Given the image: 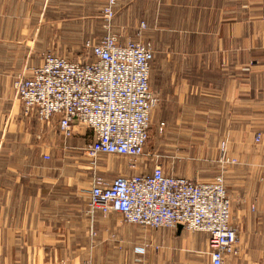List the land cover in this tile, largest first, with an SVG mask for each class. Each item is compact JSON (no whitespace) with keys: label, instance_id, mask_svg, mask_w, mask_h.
<instances>
[{"label":"crops","instance_id":"obj_1","mask_svg":"<svg viewBox=\"0 0 264 264\" xmlns=\"http://www.w3.org/2000/svg\"><path fill=\"white\" fill-rule=\"evenodd\" d=\"M107 2L0 0V264H211L204 232L124 223L116 211L89 213L90 171L76 164L74 147L85 131L93 139L91 132L73 123L62 135L57 117L38 122L17 100V81L45 53L69 60L70 37L76 47L91 32L93 42L107 33L90 24ZM116 3L110 32L144 23L142 39L154 50L149 84L159 97L152 120L161 142L147 144L153 159L133 168L127 158L108 164L100 156L95 174L109 182L150 173L152 161H161L165 173L201 181L222 158L235 160L225 176L239 252L226 264H264V0ZM176 137L183 149L196 140L198 154H174ZM174 159L199 166L174 171Z\"/></svg>","mask_w":264,"mask_h":264},{"label":"built area","instance_id":"obj_2","mask_svg":"<svg viewBox=\"0 0 264 264\" xmlns=\"http://www.w3.org/2000/svg\"><path fill=\"white\" fill-rule=\"evenodd\" d=\"M115 4L108 0L101 8L107 33L96 42L84 43L93 57L90 61H71L47 52L40 66L20 76L16 94L25 116L38 122L57 117L62 135L71 134L73 123L89 130L93 139L83 148V158L91 165L106 155L127 158L135 167L159 103L149 84L154 50L149 41L122 42L110 32ZM43 157H49L47 147ZM88 194L89 213L116 211L124 223L154 229L181 226L206 233L211 264H226L227 257L238 255L237 231L230 223L231 199L221 175L195 181L167 174L156 164L150 173L118 175L109 182L95 177Z\"/></svg>","mask_w":264,"mask_h":264},{"label":"rangeland","instance_id":"obj_3","mask_svg":"<svg viewBox=\"0 0 264 264\" xmlns=\"http://www.w3.org/2000/svg\"><path fill=\"white\" fill-rule=\"evenodd\" d=\"M116 5H117V3L115 4V8H116ZM101 8L99 9L96 17H94V18H92L90 20L91 21V23H90L91 24V27H93L94 30H96L97 28H101L102 29V26H103V19H102V15H101ZM114 18H115V16H114ZM128 23L127 24L126 23L122 24L121 30L119 32H115L114 33L115 35H117L119 37V39L122 42L124 40H128V39H137V38H141V39L143 38L144 39L145 38V32H144L145 29H141L140 28V23L141 22L138 23L137 27H134V26L132 27ZM95 35H96L95 32H91L90 34H87L86 36L83 37L82 41H81V39L79 40V41H81V44H76V47H73L72 46L74 44H71L70 45V43H75L76 42L75 37L74 38L70 37L69 38V58H70L69 60H71V61H77V60L90 61L91 59H89V56L87 54V51L84 48V43H85L86 40H88V39L91 40L92 38L96 37ZM48 52H52V53H54L57 56H62L63 55V54L62 55L57 54V53H55V51H52V50L51 51H48ZM154 122H155V120H152L151 128H150V136H149V139H148V141H147V143L145 145V147H146L147 144L150 143L149 144L150 149H151L152 144H154V143L156 144V142H158V143L161 142L160 141V137L154 136L155 135L154 132H153V128L155 127ZM160 123H162V122H160ZM160 123L158 124V127H159ZM162 130H163V127H162ZM162 130L159 131V129H158V132L161 133ZM83 139H84V141L81 142V145H79L77 147H74V153H76V155H77V156L75 155L76 156V160L78 161L76 164H78V163L84 164V165H86V167H88L87 169L90 171V177L91 178H90V181L88 183V186L86 187V188H89L93 184V181H94V178L95 177H101L104 180H109L108 179V176H106V175L98 174L97 172L95 174V171L97 169L96 168L97 163L103 162V160H100L101 158L105 159V161H107L108 164H111L112 161H114L116 159H121L122 157L102 155L101 158L99 157L100 159H97L96 165L93 166V165H91V163L88 160H86V159L83 158V155H84L83 148L86 145H88L91 142V140H92L91 136L89 135V133L87 131H85V134H84ZM195 141L196 140H194V139H188V141H186L187 142L186 143L187 146H186L185 149H183V148H180L181 147L180 145L182 143H184L185 141H182L181 139H178L176 137L175 139L171 140V142H170L171 144L174 145L173 148L171 149V151L174 152V154H176V155L180 154V152H185L186 154H188V159H189L193 155L196 156L198 154V152H199L198 151V148L199 147L194 143ZM165 142H167V140H165ZM145 147H144V149H145ZM187 151H189V152H187ZM160 153L161 154H164L163 152H161V150H160ZM153 156H154L153 153H150V152L146 153V151L144 150V154L140 158V159H143V160L138 159L137 162L140 163V161H143V163L145 165L147 162H151V159H153ZM127 160L129 161V159H127ZM228 160H229V162H228ZM232 160L233 159L222 158L221 161H218V163H216L218 166H217L216 172L214 173L213 177H209V178L205 177V179H203V180H201V179H198V180H201L202 182H204V181H211L215 177H217L218 175H221L223 177L225 186L227 187V192H228L229 198L232 199L231 198V193L229 192V190H230L229 185H230L231 182H228V179L225 176L226 175V170L228 168H230V166L232 164L235 163V162H231ZM195 162H197V161L190 160L189 163H187L186 161L185 162H182V160H179L178 161L177 159H174L173 162H170V163H171L172 170L179 171L178 168H180V169L181 168L194 169L195 167H198L199 165L197 163H195ZM185 163H187V165ZM129 164H130V162H129ZM156 164H159L162 167L164 165V163L161 162V161L160 162H156V161L153 162L152 161V165L153 166L156 165Z\"/></svg>","mask_w":264,"mask_h":264},{"label":"water","instance_id":"obj_4","mask_svg":"<svg viewBox=\"0 0 264 264\" xmlns=\"http://www.w3.org/2000/svg\"><path fill=\"white\" fill-rule=\"evenodd\" d=\"M178 228H181V226H178Z\"/></svg>","mask_w":264,"mask_h":264}]
</instances>
